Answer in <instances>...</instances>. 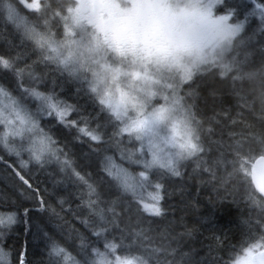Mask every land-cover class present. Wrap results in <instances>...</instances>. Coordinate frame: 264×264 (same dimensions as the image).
Instances as JSON below:
<instances>
[{"label": "snow or ice", "instance_id": "6c2138e0", "mask_svg": "<svg viewBox=\"0 0 264 264\" xmlns=\"http://www.w3.org/2000/svg\"><path fill=\"white\" fill-rule=\"evenodd\" d=\"M0 183V264H264V0H0Z\"/></svg>", "mask_w": 264, "mask_h": 264}, {"label": "trees", "instance_id": "16d2710c", "mask_svg": "<svg viewBox=\"0 0 264 264\" xmlns=\"http://www.w3.org/2000/svg\"><path fill=\"white\" fill-rule=\"evenodd\" d=\"M40 179L46 181L48 186L51 185L52 178L47 177L46 174L40 175ZM3 187H4L3 183H0V188H3Z\"/></svg>", "mask_w": 264, "mask_h": 264}]
</instances>
